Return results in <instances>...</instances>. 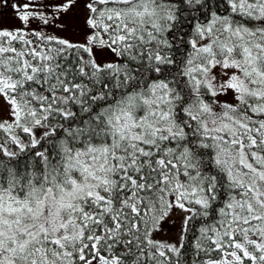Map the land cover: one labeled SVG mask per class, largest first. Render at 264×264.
Wrapping results in <instances>:
<instances>
[{
	"label": "snow or ice",
	"instance_id": "obj_1",
	"mask_svg": "<svg viewBox=\"0 0 264 264\" xmlns=\"http://www.w3.org/2000/svg\"><path fill=\"white\" fill-rule=\"evenodd\" d=\"M0 264H264V0H0Z\"/></svg>",
	"mask_w": 264,
	"mask_h": 264
}]
</instances>
